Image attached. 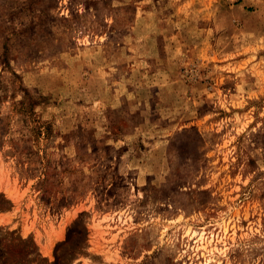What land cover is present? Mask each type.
Returning <instances> with one entry per match:
<instances>
[{
    "label": "rangeland",
    "instance_id": "374dc122",
    "mask_svg": "<svg viewBox=\"0 0 264 264\" xmlns=\"http://www.w3.org/2000/svg\"><path fill=\"white\" fill-rule=\"evenodd\" d=\"M0 215V264H264V0H0Z\"/></svg>",
    "mask_w": 264,
    "mask_h": 264
},
{
    "label": "crops",
    "instance_id": "0c3cea01",
    "mask_svg": "<svg viewBox=\"0 0 264 264\" xmlns=\"http://www.w3.org/2000/svg\"><path fill=\"white\" fill-rule=\"evenodd\" d=\"M0 217H1V215H0ZM59 239H61V235L56 237L54 240L53 239H51V240L45 239L43 242L44 243L43 245H44V247H47L49 251H51L54 242L58 241ZM44 256H46V255H44Z\"/></svg>",
    "mask_w": 264,
    "mask_h": 264
}]
</instances>
